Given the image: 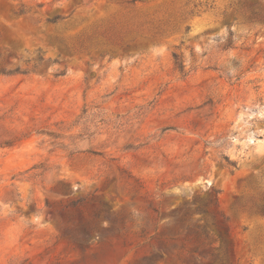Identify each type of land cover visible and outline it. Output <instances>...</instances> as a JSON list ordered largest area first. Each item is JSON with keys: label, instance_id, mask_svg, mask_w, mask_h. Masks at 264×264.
<instances>
[{"label": "rangeland", "instance_id": "obj_1", "mask_svg": "<svg viewBox=\"0 0 264 264\" xmlns=\"http://www.w3.org/2000/svg\"><path fill=\"white\" fill-rule=\"evenodd\" d=\"M0 65V264H264V0H0Z\"/></svg>", "mask_w": 264, "mask_h": 264}, {"label": "trees", "instance_id": "obj_2", "mask_svg": "<svg viewBox=\"0 0 264 264\" xmlns=\"http://www.w3.org/2000/svg\"><path fill=\"white\" fill-rule=\"evenodd\" d=\"M59 18H60L59 16H54V17L51 19V21H52V22H55V21H57ZM14 72L25 73L26 70L21 71V70H20V67H18V66L15 67L14 69H7V68H5V66L0 65V74H12V73H14Z\"/></svg>", "mask_w": 264, "mask_h": 264}]
</instances>
